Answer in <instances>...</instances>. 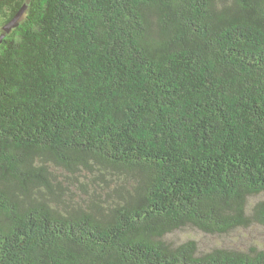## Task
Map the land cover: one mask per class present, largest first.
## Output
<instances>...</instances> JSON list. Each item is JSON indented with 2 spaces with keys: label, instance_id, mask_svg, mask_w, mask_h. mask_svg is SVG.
<instances>
[{
  "label": "trees",
  "instance_id": "16d2710c",
  "mask_svg": "<svg viewBox=\"0 0 264 264\" xmlns=\"http://www.w3.org/2000/svg\"><path fill=\"white\" fill-rule=\"evenodd\" d=\"M24 6L0 45V264H264L168 240L264 227V0H0V35Z\"/></svg>",
  "mask_w": 264,
  "mask_h": 264
},
{
  "label": "rangeland",
  "instance_id": "374dc122",
  "mask_svg": "<svg viewBox=\"0 0 264 264\" xmlns=\"http://www.w3.org/2000/svg\"><path fill=\"white\" fill-rule=\"evenodd\" d=\"M68 172L64 169H59L57 179L63 187H71L67 185L69 180ZM78 190H75V192ZM260 198H251L250 204L254 205ZM168 240L175 245L184 243L188 240L197 242L200 252H210L216 248L231 249L236 251H249L251 248L264 249V227L254 224L248 228H241L231 232L225 236H210L205 235L193 228H187L171 235Z\"/></svg>",
  "mask_w": 264,
  "mask_h": 264
},
{
  "label": "water",
  "instance_id": "95a60500",
  "mask_svg": "<svg viewBox=\"0 0 264 264\" xmlns=\"http://www.w3.org/2000/svg\"><path fill=\"white\" fill-rule=\"evenodd\" d=\"M25 11H26V7L24 6L22 8V10L10 22H8L3 27L4 34L0 35V45L3 43L4 39L6 38V36L8 34H10L13 29H15V28H17L19 26V22L22 19Z\"/></svg>",
  "mask_w": 264,
  "mask_h": 264
}]
</instances>
